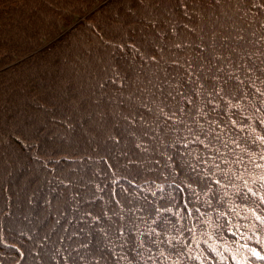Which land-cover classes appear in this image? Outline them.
<instances>
[{
    "label": "trees",
    "instance_id": "1",
    "mask_svg": "<svg viewBox=\"0 0 264 264\" xmlns=\"http://www.w3.org/2000/svg\"><path fill=\"white\" fill-rule=\"evenodd\" d=\"M0 264H264V0H0Z\"/></svg>",
    "mask_w": 264,
    "mask_h": 264
}]
</instances>
